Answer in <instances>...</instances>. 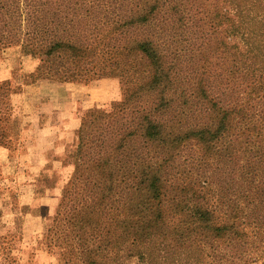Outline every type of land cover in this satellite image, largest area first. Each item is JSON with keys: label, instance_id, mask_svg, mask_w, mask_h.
<instances>
[{"label": "trees", "instance_id": "trees-1", "mask_svg": "<svg viewBox=\"0 0 264 264\" xmlns=\"http://www.w3.org/2000/svg\"><path fill=\"white\" fill-rule=\"evenodd\" d=\"M12 46L39 80L123 83L71 133L56 264L264 259V0H0ZM14 93L0 82L1 146Z\"/></svg>", "mask_w": 264, "mask_h": 264}, {"label": "rangeland", "instance_id": "rangeland-1", "mask_svg": "<svg viewBox=\"0 0 264 264\" xmlns=\"http://www.w3.org/2000/svg\"><path fill=\"white\" fill-rule=\"evenodd\" d=\"M37 66L38 60L20 46L9 47L0 55V82L9 81L15 92L10 94L9 101L13 107V126L8 139L4 140L8 143L2 145L11 153L9 166L3 171L0 162V264L58 262L60 250L55 245L49 247L45 233L49 225L55 228L52 221L61 192L74 170L76 156L73 151L77 138L72 139L71 133L78 130L88 111L108 108L124 96L123 83L117 77L72 82L39 80ZM36 82L39 85L32 91L29 85ZM55 83L58 84L56 89ZM55 102L59 108L64 106V112L70 111L78 123L62 138L63 118L55 120V115L50 117L46 113L38 118L29 113L42 107L55 112ZM38 119L48 120L50 126H54L49 128L51 132L45 141L34 137L39 127ZM19 151L28 155L21 157L17 155ZM119 263L140 264L135 257ZM256 264H264V259Z\"/></svg>", "mask_w": 264, "mask_h": 264}, {"label": "crops", "instance_id": "crops-1", "mask_svg": "<svg viewBox=\"0 0 264 264\" xmlns=\"http://www.w3.org/2000/svg\"><path fill=\"white\" fill-rule=\"evenodd\" d=\"M39 85V82L33 83L30 86L31 90L33 91L37 86ZM56 84L55 83V89H56ZM60 86V85H59ZM70 93V92H69ZM72 96V94H71ZM68 97H70V95H68ZM48 106V105H46ZM64 106L63 108L59 106H57V103L55 102V112H53V109H49L48 107H45L42 109H40L39 111H36L35 113H33V111H29V113H31L32 116H37L38 118H40L41 113H46L49 114L50 117H52V114L55 115V120L56 117L57 118H63L62 124H63V128H65L64 132L61 133V138L64 137L67 133L68 130L75 128L77 126V120L75 119V117H73L72 114H70V111H65L64 112ZM60 110L62 112H60ZM45 122H41L40 119H38L39 122V127L37 128V130L34 132L35 135L34 137L39 138V140L41 141H45V139L47 138V134L48 132L50 133V121L48 120H44ZM48 121V122H46ZM51 128H54V126H52ZM60 130H62L61 124L59 127ZM41 138V139H40ZM17 155H21V157H23L22 155H28L26 153H21V151H19V153H17ZM10 157H11V153L9 151V149L5 148L4 146H0V162L2 163V168L3 171L9 166V161H10Z\"/></svg>", "mask_w": 264, "mask_h": 264}]
</instances>
